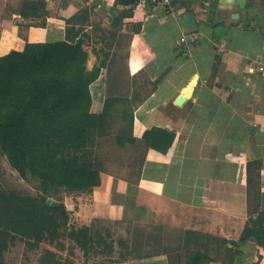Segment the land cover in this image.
Here are the masks:
<instances>
[{
	"label": "crops",
	"instance_id": "crops-1",
	"mask_svg": "<svg viewBox=\"0 0 264 264\" xmlns=\"http://www.w3.org/2000/svg\"><path fill=\"white\" fill-rule=\"evenodd\" d=\"M39 1L46 16L23 15L25 2ZM131 1L0 0V57L27 43L62 40L67 19L91 12L104 31H115L116 43L90 85L97 99L91 110L101 112L109 85L132 91L144 78L151 92L133 106V137L143 140L154 129L175 136L165 153L147 148L137 181L102 173L92 191L66 193L70 223L98 218L161 227L169 248L183 247L192 232L215 236L237 245L211 242L210 264H229L230 248L238 250L232 264H264V246L255 238L240 242L249 219L264 214V0H173L169 8L147 4L134 13ZM94 27L86 26L99 50L102 34ZM187 33L197 35L196 44H180ZM89 43L91 71L99 60ZM119 264L170 261L159 254Z\"/></svg>",
	"mask_w": 264,
	"mask_h": 264
},
{
	"label": "trees",
	"instance_id": "trees-1",
	"mask_svg": "<svg viewBox=\"0 0 264 264\" xmlns=\"http://www.w3.org/2000/svg\"><path fill=\"white\" fill-rule=\"evenodd\" d=\"M136 1H131L132 6ZM43 8L44 1L25 2L23 15L46 16ZM88 12L66 20L64 39L27 43L24 51L0 57V148L12 169L37 191L0 189V264H7L5 254L18 243L24 245V254L37 253L38 264H119L159 254L167 255L170 264L183 257L185 264H210L211 242L237 243L192 232L183 247L169 248L161 227L150 231L130 223L127 237L117 240L119 221L97 218L88 226L70 223L65 194L86 193L101 185L102 160L93 145L95 129L106 124L115 104L109 94L103 112H91L90 85L109 65L112 54L102 53L101 59L94 50L99 65L87 69L85 45L90 35L80 22ZM41 25L45 27L46 20ZM111 86L107 91L117 95L131 91L111 90ZM133 110L125 108L123 115L129 118V141L135 143ZM174 139L172 133L160 129L143 137L148 147L163 153ZM118 141L121 145H113V150L122 147L121 136ZM249 238L264 246L263 213L249 219L240 242ZM237 251L229 249V264Z\"/></svg>",
	"mask_w": 264,
	"mask_h": 264
},
{
	"label": "rangeland",
	"instance_id": "rangeland-1",
	"mask_svg": "<svg viewBox=\"0 0 264 264\" xmlns=\"http://www.w3.org/2000/svg\"><path fill=\"white\" fill-rule=\"evenodd\" d=\"M204 2L205 5L209 6V0H205ZM86 12L87 11H85V13ZM88 14L89 16H87V19L85 21H81L80 25L84 27V25L88 26V24L91 23L95 25V31H97V29L101 31L102 35H96V37L100 39V41L97 43H103L101 49L97 50V48H95L92 44V42L95 43V41H93L94 38L92 37L91 33H89V46L99 52L101 54L99 56L102 59V53L108 54V52H110L111 50V47L116 46V43H114L115 31L109 28L107 29V32L104 31V28L101 26V23L96 18L92 17L91 12H88ZM135 83L136 88L125 94L120 92L121 94L119 93V95H117V92L111 93L107 90L105 91V102L106 99H109V94H111V96H114L113 98H115L113 99L112 97H110L111 101H114L115 104L111 108L112 113L110 115V118L107 120L106 124L102 126L100 125L101 127H99V130L98 128L95 129L96 135H94L95 141L93 142L97 154L101 155L100 158L102 160V163L100 169L102 173L121 175L125 178L130 179L131 181H137L139 177L141 161L145 151L147 150L148 145L144 140L136 139L135 143L129 141L131 138L128 126L129 118L124 117L123 111L125 108L131 111V109L134 105H136L137 102L141 101L146 95L151 92V89L148 86V81L144 80V78H136ZM93 95H91L93 97L92 99H95L96 103L97 99L95 91L93 92ZM105 102L100 113H94L93 110H91V112L93 114H101L103 112ZM95 109H97V107H95ZM118 136H121L123 140L122 147L113 150V145H121V142L118 141ZM0 189L4 191H24L29 192L31 194L37 193V191L32 187V185L25 183L21 179L18 172L12 169L7 157L3 154L1 148ZM128 224L130 223L120 221L117 229L118 233L116 235L117 240L119 239V237H127L129 233ZM150 230H154V228H150ZM5 260L7 264H38L37 253H29L27 255L24 254V245L19 243L9 249V251L5 254ZM79 262H82V259Z\"/></svg>",
	"mask_w": 264,
	"mask_h": 264
},
{
	"label": "built area",
	"instance_id": "built-area-1",
	"mask_svg": "<svg viewBox=\"0 0 264 264\" xmlns=\"http://www.w3.org/2000/svg\"><path fill=\"white\" fill-rule=\"evenodd\" d=\"M173 0H137L136 3L131 7L133 10V13L138 10L140 6H146L147 4L153 5L155 8H169L172 5ZM198 41L197 35L193 33H187L184 34L180 38V44L191 46L196 44Z\"/></svg>",
	"mask_w": 264,
	"mask_h": 264
},
{
	"label": "water",
	"instance_id": "water-1",
	"mask_svg": "<svg viewBox=\"0 0 264 264\" xmlns=\"http://www.w3.org/2000/svg\"><path fill=\"white\" fill-rule=\"evenodd\" d=\"M234 18H239V15L235 14L233 16ZM185 102V98L183 96H179V98L176 100V103L180 106L183 105V103Z\"/></svg>",
	"mask_w": 264,
	"mask_h": 264
},
{
	"label": "bare ground",
	"instance_id": "bare-ground-1",
	"mask_svg": "<svg viewBox=\"0 0 264 264\" xmlns=\"http://www.w3.org/2000/svg\"><path fill=\"white\" fill-rule=\"evenodd\" d=\"M95 91V90H94ZM96 92V91H95Z\"/></svg>",
	"mask_w": 264,
	"mask_h": 264
}]
</instances>
